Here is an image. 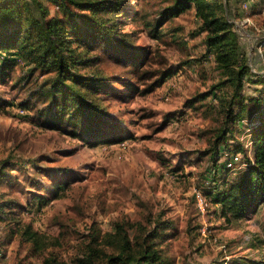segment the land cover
Returning a JSON list of instances; mask_svg holds the SVG:
<instances>
[{"label":"rangeland","instance_id":"rangeland-1","mask_svg":"<svg viewBox=\"0 0 264 264\" xmlns=\"http://www.w3.org/2000/svg\"><path fill=\"white\" fill-rule=\"evenodd\" d=\"M120 1L125 53L92 46L93 38L70 44L81 61L76 72L104 83L86 96L116 119V133L107 134L116 142L92 145L77 136L82 124L53 119V70L31 71L24 56L0 69V193L10 201L0 213V264H80L91 249L103 259L120 249L121 232L133 252L150 234L166 264L264 260V203L227 222L213 202L252 157L249 125L264 109V0L213 4L223 5L218 15L248 69L239 97L206 47L193 3L160 24L163 11L184 0ZM44 4L50 17L68 21ZM223 128L225 145L214 154Z\"/></svg>","mask_w":264,"mask_h":264},{"label":"trees","instance_id":"trees-1","mask_svg":"<svg viewBox=\"0 0 264 264\" xmlns=\"http://www.w3.org/2000/svg\"><path fill=\"white\" fill-rule=\"evenodd\" d=\"M211 1H177L163 11L158 22L163 23L177 16L193 3L202 30L207 32L206 47L212 52L226 82L237 92L242 88L248 69L231 24L224 16L218 15L224 11L223 5H213L219 0ZM44 2L54 4L70 20L50 17V9ZM120 12V0H0V51L6 55L0 58L1 72L10 69L19 56H24L28 63L35 65L31 71L37 67L53 70L55 75L49 90L52 104L57 107L52 111L53 119L60 124L65 120L82 124V133L77 136L92 145L116 142L107 134L109 131L116 133L117 122L97 99L87 97L104 83L94 75L84 76L76 72L75 67L81 61L72 53L70 44L80 42L82 37L93 38L92 46L102 42L108 48H121V52L125 53L129 42L123 39L124 35L117 28L116 19ZM236 96L239 97V92ZM232 104L230 101L226 106L227 123L234 118ZM257 114L249 125L252 157L247 159L245 171L236 181L214 191L213 202L219 206L221 216L227 222L250 216L264 203V109ZM226 132V128L220 129L214 143V154H219L221 144L225 145ZM5 175L0 171L1 182L6 180ZM5 195L0 193V213L10 208L9 200L2 201ZM30 229L27 226L23 231V236H28L29 241L35 234ZM159 232V227L154 230L155 235ZM121 241L116 253L99 259V254L91 249L80 264H166L150 234L135 252L122 232ZM44 264L62 263L50 258ZM242 264H264V260Z\"/></svg>","mask_w":264,"mask_h":264},{"label":"built area","instance_id":"built-area-1","mask_svg":"<svg viewBox=\"0 0 264 264\" xmlns=\"http://www.w3.org/2000/svg\"><path fill=\"white\" fill-rule=\"evenodd\" d=\"M198 197H199V195H198ZM200 200H201V198H200Z\"/></svg>","mask_w":264,"mask_h":264}]
</instances>
